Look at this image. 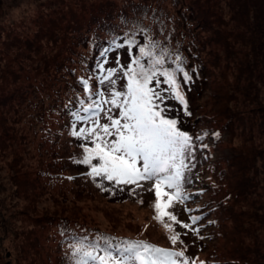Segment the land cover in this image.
Here are the masks:
<instances>
[{
	"label": "rangeland",
	"instance_id": "rangeland-1",
	"mask_svg": "<svg viewBox=\"0 0 264 264\" xmlns=\"http://www.w3.org/2000/svg\"><path fill=\"white\" fill-rule=\"evenodd\" d=\"M104 1L106 0H65L61 3L59 0H0V63H5L9 69L18 73L20 75L18 85L24 87L28 84L26 76L29 74L32 80H35V77L38 78L35 71L42 67L43 60L56 47L54 40L47 34L48 32L50 34L55 32L59 27L61 32L62 26L70 18L68 10L71 9L82 16H86L87 23L90 16L88 12L96 11L98 4ZM115 1L122 2V0ZM173 1L158 0L169 12L179 16V8L175 7ZM187 1L190 2V0ZM226 1L228 2V0H212L209 6L216 14H222L229 19L233 9L226 7ZM229 10L232 11H230V15ZM57 21L60 24L58 27H56ZM180 27L183 25L180 24ZM220 29L223 32L224 27L220 26ZM29 35H32L33 39L36 35L39 38L32 44L34 49L31 52H26V42L23 41L29 39ZM208 35L209 33H204L205 37ZM210 36L217 42L214 33ZM208 45L213 53L221 52L220 56L214 55L217 61L212 58L214 64L211 63V66L214 70H208V74L213 75V81L207 87L203 83L206 82V76H201L202 73H199L201 77L199 74L193 75L189 86L186 83H181V89L187 101L188 109H190L191 117L184 118L183 107L181 108L175 100L166 101L168 109L166 115H174L176 110L180 111L179 122H181L183 129H187L191 122L197 125L199 123L215 125L216 118L214 116L218 115L220 118L225 110V104L221 103L223 105L219 106L220 101L213 98L210 91L221 84L219 81V69L222 70L220 59H226V61L228 59L224 47L220 43L215 44L213 42ZM121 52L123 53L121 62L118 58H112L111 63L118 60L119 64L126 66L127 52L126 50ZM29 56L32 59H28ZM232 71L228 69L226 77L229 82H233V79L237 82L238 74ZM45 72V78H54L53 69H48ZM119 76L120 73L118 72L117 77ZM117 77H113L116 79V90H122L126 81L122 77L119 79ZM81 79L89 80L88 74L76 70L70 83L67 80L59 83L62 87V97L69 91H71V98L76 92L79 94L81 88L77 86V83L81 86ZM70 86L73 87L72 90ZM165 87L167 86L161 84V88ZM13 88L15 85H13L10 75L0 76V98L6 99L14 92ZM109 88L110 86L104 95L105 99L109 98L111 90ZM46 89L45 84L37 81L34 88H26L25 90L35 97L34 102H36L40 98L46 97L43 94V90L45 92ZM78 101L80 99L75 100L76 104L73 103V105L80 107ZM230 105L237 112L238 118L232 115L233 119L235 118L233 122L237 129H231L230 134L225 133L224 140L228 137L230 144L223 145L222 143L219 145L211 158L212 161L214 159L222 160L225 157L234 159V151L240 150L241 159L232 166L234 176L236 175L234 182H242L243 184L248 177L251 181V186L248 188L250 189L249 195L238 204V216L236 215L235 219L228 223L221 234V227H216L215 216L210 212L211 202L214 199L210 192L213 177L211 171H208V163H206L208 156L205 148L207 145L193 138L194 150L185 161L188 168L185 170L183 183V192L188 199L183 203L175 204L169 211L176 215L179 221L189 224H191V216L201 217L193 225L194 228L199 229V232L195 234L173 224L175 231L180 233V239L183 242L175 245V251L185 250V255L188 258L196 259L198 257L204 262L213 254L227 257L241 252L242 254H239L248 257L252 264H264V223L262 224L264 216V155L261 157L262 159L256 156L257 153H264V136L260 134L258 117L254 119L253 107L248 102L247 97L239 95L237 101ZM9 106L0 109V264H36L44 259L47 263L48 260L45 255L38 254L34 248L33 241L34 237L41 239L42 229L45 223L49 221L46 220L48 217L45 214L57 210L61 214L74 211L70 205H63L65 207L53 205L52 195L59 197L61 194L70 198H78V201L84 196L81 200L83 207L80 209L82 219H87L103 227L115 228L114 231L122 236L139 240H145L149 237L156 242L157 247L169 249L174 246L168 239L169 233L161 223L153 218L156 214L153 207L156 198L154 192L148 191L152 187V182H141L143 187L137 188L135 185L116 186L99 177L93 180L88 175L90 166L77 162L83 159V146L92 145L82 138L78 139L77 142L71 139L68 129L71 130L70 119L73 117L72 115L64 117L61 109L56 108L55 113L48 111L50 116L47 119L46 117L43 118L44 122L42 121L40 124L37 123L36 119L27 116L30 113L37 115L38 110L32 105L28 108L26 103L25 117L27 116L26 118L29 120L31 118L33 122L31 120L28 123L26 120L15 122L14 113L9 111ZM48 107L46 99L44 110ZM103 107L108 109L111 105L105 104ZM44 110L41 114L43 117L45 116ZM109 114L118 117L119 111L113 108ZM200 114L204 115L205 119L199 120ZM98 119L101 124L108 123L106 112L102 111ZM44 125L46 126L44 127ZM90 126V123L87 124V127ZM43 127L44 129L40 130ZM211 141L209 139V143ZM31 142L32 144L28 146ZM34 156H38L39 161L42 157L46 160L44 168H47L48 163L59 162L54 170L58 174V178L51 174L42 176L41 181L47 185L46 189L40 185L36 178L40 167L37 158ZM72 160L75 162L74 164ZM93 163H98V161L93 160ZM223 167H225L224 163ZM243 172H246V177ZM103 186H107L105 188L107 191L98 192L103 190ZM251 188L253 189L251 190ZM239 189L234 190L238 192ZM82 190L85 191L82 192ZM34 193L39 194L40 198ZM74 193H78L79 196L75 197ZM78 213L80 212L78 211ZM226 215L227 212L222 214L223 217ZM164 219L165 222L171 223L167 217ZM68 246L64 245L61 248ZM40 251L44 252L45 250L40 248Z\"/></svg>",
	"mask_w": 264,
	"mask_h": 264
},
{
	"label": "trees",
	"instance_id": "trees-1",
	"mask_svg": "<svg viewBox=\"0 0 264 264\" xmlns=\"http://www.w3.org/2000/svg\"><path fill=\"white\" fill-rule=\"evenodd\" d=\"M59 1L63 3L65 0ZM210 1L212 0H190V2L187 0H174L173 4L176 8H179L180 14L176 16L175 13L169 12L158 0H122L120 3L115 0H106L98 4L96 11L93 13L88 12L90 16L87 23L86 16H82L77 11L69 9L70 18L62 26L61 32L59 27L55 32H51V34L48 32L47 34L54 40L56 47L43 60L42 67H38L39 69L35 71L39 79L35 77V80H32L28 74L26 76L28 84L24 87L23 85L20 86V84L18 85L20 75L9 69L5 63H0V76L10 75L13 85H15L13 93L6 99L4 97L0 98V109L10 105L9 111L11 110L14 113L15 122L26 120V123H28L30 120L33 122L32 119H36L37 123L42 124V119L45 117L47 119L50 116L48 111L55 113L56 108L61 109L64 117L70 116L71 112L77 111L80 108L73 105V103L76 104L75 100L82 99L85 102L84 106L91 103V100L88 99L82 83L81 86L77 83V86L81 88L79 94L76 92L74 97L71 98V91H69L62 97V87L59 83H63L65 80L70 83L76 70H79L88 74L89 80L91 79L89 84L93 91H103L104 95H106L109 85L99 86L97 81V76L100 75L97 65L105 60V57L101 56V52L104 49H111L107 52L106 63H103L104 68L109 69L124 66V64L118 65L116 63L117 60H114V63H111V61L113 60L112 58H118L121 62L123 56L121 51L126 50L128 58L126 62L127 66L132 57L138 55L137 48L133 47L130 55L126 44L123 47L114 46L124 44L126 37L133 39L139 45H144L151 40L157 42L162 48L167 49L170 55L164 65L166 68L174 69L176 66L174 63L175 56H181L183 58L182 67H184L185 71L189 73L192 79L193 75L202 73L201 76H206V82L203 83L208 87L209 83L213 81V75L208 74L209 69L214 70L211 66L212 58H214V55H221V52L217 54L213 53L209 49L208 44L213 42L215 44L220 43L224 47L228 60L220 59L222 70L219 69V81L221 84L217 86L218 88L216 87L213 91H210L212 97L220 101L219 106L225 104V110L222 112L220 118L215 114V125L211 123L209 125L200 123L197 125L191 122L187 129H183L181 122H179L181 118L180 111L176 110L174 115L168 117L177 119L178 127L182 131L207 145L205 148L208 156L206 163H208L207 169L209 172L211 171V176L213 177L211 182L213 185L210 192L214 199L211 202L210 212L215 216L214 223L216 227H221L220 233L222 234V230L226 229L228 223L232 219L234 220L236 215L238 216V204L249 195L250 189L248 188L251 186V181L245 176L246 172H243L246 177L245 182L243 184L242 182H234L236 175L234 176L232 166L237 161H240V150L234 151V159L225 157L222 160L214 159L212 161L211 157L213 153H216L219 145L222 143L223 145L230 144L228 137L224 140L225 133L230 134L231 129H237V126L233 122L235 118L233 119L232 116L237 117V112H235L234 107L230 104L232 103L233 105L239 95L248 98V102L253 107L254 119L258 117L260 134L264 136V0L226 1V7L233 9L232 16L229 19L222 14H216L209 6ZM185 3L187 4L185 5ZM77 6L79 7V5ZM180 24L183 27H180ZM58 26H60L59 21H57L56 27ZM220 26L224 27L223 32ZM204 33H209L208 37H205ZM212 33L215 34L217 42L210 36ZM38 38L37 35L34 36V39L32 35H29V39L23 41L24 43L26 42V52H31L34 49L32 44ZM28 59L32 58L29 56ZM214 59L217 61L216 58ZM48 69L54 70V78H45V71ZM228 69L233 70V73L234 71L237 72V82L234 79L232 80L233 82L228 81L226 77ZM48 76L50 77L51 75L49 74ZM177 79L180 85L181 83L185 84L181 74H177ZM37 81L46 85V91L44 92L43 90V94L46 97L34 102L35 97L30 95L25 89L34 88ZM190 82H187L186 85L189 86ZM72 88L70 86L71 90ZM46 99L49 107L44 110ZM92 99L98 100L99 98L93 96ZM176 102L179 104L178 101ZM26 103L28 108L32 105V107L38 110L37 115L34 113L27 115L32 118L30 120L24 114L27 109ZM180 106L181 108L183 107L182 105ZM43 110L45 111L44 117L41 116ZM189 110L187 105V111L190 114L184 113V118L191 117ZM178 112H180L179 115ZM80 114L86 115L83 112ZM226 114L229 115L227 116ZM202 118L205 119V116L200 114L198 119L202 120ZM74 123L77 130L80 127H87L89 123L75 122L73 117L70 119L71 130L68 129V134L71 135L73 141L77 142L80 138L71 134ZM44 127L40 130H43ZM216 133L219 134L218 137L214 135ZM209 139L212 140L211 143H209ZM31 144L32 142L28 146ZM58 146L60 147L59 144ZM263 155L264 153L262 152L257 153L256 156L262 159ZM35 158H37L40 167L36 178L40 185L46 189L47 185L41 181L43 179L42 176L44 174H51L58 178V174L54 170L59 162L48 163L47 168H44L46 160L42 157L39 161L38 156ZM223 163L225 167H223ZM245 169L248 171L247 168ZM106 187L103 186V190L98 192H103ZM238 188H240L239 191L235 192ZM85 190H82V192ZM34 194L40 198L39 194ZM74 196L77 197L79 194L74 193ZM82 198L78 201V198H70L65 194H61L59 197L52 195L54 206L65 207L63 205H70L74 211L61 214L57 210L45 214L48 217L46 220L49 221L45 223L42 229L41 239L34 237L33 245H35L34 248H36L38 254L45 255L48 261L46 263L44 259L36 264H75V260L79 257L72 255V247L70 246L74 243V237L77 239L84 237L87 238V241H95L97 237H109L114 238L113 243L125 240L144 241L157 246L156 242L149 237L145 240H139L122 236L120 233L114 231L115 228L103 227L87 219H82V212L80 210L83 207L81 204ZM224 212H227L225 217L222 216ZM262 220L263 224L264 216ZM100 244L102 246L104 241L101 240ZM64 245L69 246L61 248ZM40 248L45 251L41 252ZM169 250L175 251V246H171ZM239 253L241 252L227 257L213 254L205 262L206 264H252L248 257L241 256ZM98 255H103V253L99 252ZM200 262L201 259L197 257L196 264H200Z\"/></svg>",
	"mask_w": 264,
	"mask_h": 264
},
{
	"label": "snow or ice",
	"instance_id": "snow-or-ice-1",
	"mask_svg": "<svg viewBox=\"0 0 264 264\" xmlns=\"http://www.w3.org/2000/svg\"><path fill=\"white\" fill-rule=\"evenodd\" d=\"M125 44L130 55L133 47L138 50V55L133 56L127 66L105 69L103 63H106L107 52L111 49L101 52L105 60L97 65L100 73L97 81L99 86H110L108 99L104 98L103 91H93L89 81L81 79L91 103L84 106L83 100L78 101L80 108L71 115L75 122L90 123L91 126L77 130L74 123L71 134L92 146H83V159L77 162L90 166L88 175L93 180L99 177L116 186L135 185L137 188L143 187L141 182H152L148 191L154 192L156 198L153 218L162 224L175 246L183 242L173 224L198 234L199 229L193 225L201 217L191 216L189 224L179 221L169 211L175 204L188 199L183 192L184 173L188 168L185 161L194 146L193 138L178 127V120L166 115V101H178L185 114H190L177 74L182 75L185 83L192 77L182 67L183 58L179 55L175 56L174 69L164 67L170 54L157 42L149 40L139 45L126 37L124 44L114 46L123 47ZM113 77L125 79L122 90H116ZM161 84L167 87L161 88ZM93 96L99 99L94 100ZM105 104L111 107L104 109ZM113 108L119 111L118 117L109 114ZM102 111L106 112L108 123H99L98 115ZM214 135L219 136L218 133ZM93 160L98 163L94 164ZM165 217L171 223L165 222ZM73 239L74 243L70 245L72 255L79 257L75 264H196V259L188 258L185 250H169L144 241L113 243L114 238L109 237H97L95 241H87L84 237ZM101 240L104 241L102 246ZM99 252L103 255H98Z\"/></svg>",
	"mask_w": 264,
	"mask_h": 264
}]
</instances>
